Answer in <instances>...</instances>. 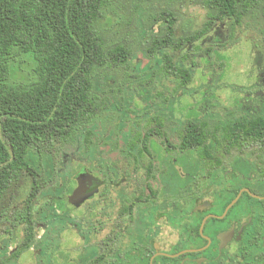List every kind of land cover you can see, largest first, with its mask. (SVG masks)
Masks as SVG:
<instances>
[{
	"label": "flooded vegetation",
	"instance_id": "obj_1",
	"mask_svg": "<svg viewBox=\"0 0 264 264\" xmlns=\"http://www.w3.org/2000/svg\"><path fill=\"white\" fill-rule=\"evenodd\" d=\"M175 112L137 110L121 140L102 135L95 172L81 168L96 194L70 204L75 176L50 206L62 223L39 240L49 264H264V126L191 111L187 123L210 122L193 126ZM188 127L203 139L187 142Z\"/></svg>",
	"mask_w": 264,
	"mask_h": 264
},
{
	"label": "trees",
	"instance_id": "obj_2",
	"mask_svg": "<svg viewBox=\"0 0 264 264\" xmlns=\"http://www.w3.org/2000/svg\"><path fill=\"white\" fill-rule=\"evenodd\" d=\"M161 1L167 0H141L140 6L136 0H0V204L24 173L35 177L34 168L41 167L43 173H57L61 178V172L67 171L66 164L58 165L56 170L47 153L56 142L76 141L78 149L85 145L84 154L97 162V141L93 143L91 139L97 133L100 116L112 105V98L103 94L104 88L110 82H117L112 71L131 69L135 57L132 47L110 40L112 26L115 20H120L122 9L129 13V8L135 5L137 32L142 40L152 33L143 49L150 58L144 69L148 71L152 65L169 66L182 89L190 84L195 65L194 62L189 65L187 58L180 63L175 61L185 49L206 39L219 26L233 29L250 18L255 20L258 15H264V0H170L168 7H154ZM177 6L200 7L206 16L199 29L193 35L184 34L181 44L174 48ZM156 25H161V34L154 32ZM226 47L225 42L215 41L206 47L197 46L196 50L208 48L205 57L210 58L213 53L220 58V51ZM24 57L34 63V79L29 82L13 79L14 67ZM125 98L123 95L122 99ZM122 99L114 101L116 109ZM119 122L123 121L119 118ZM186 124L209 125L203 121ZM246 124L264 126V114L230 119L216 126ZM110 131L114 138L112 134L109 136ZM123 131V127L121 131L113 127L103 134L108 136L106 139L120 140ZM203 135V128L193 131L188 127L185 140L199 141ZM35 151L40 153L37 162L32 157ZM90 165L95 172L96 166L93 162ZM70 176L74 181L69 173ZM69 177L67 183L60 184L59 180L55 186L61 198H51L54 187L39 191L37 182L29 198L40 194L53 199L52 205L64 204L66 188L67 194L73 190ZM49 208L40 213L43 221L47 220ZM8 212L1 210L0 214L4 216ZM15 217L26 226L24 246L27 248L35 237L32 210L27 207Z\"/></svg>",
	"mask_w": 264,
	"mask_h": 264
},
{
	"label": "rangeland",
	"instance_id": "obj_3",
	"mask_svg": "<svg viewBox=\"0 0 264 264\" xmlns=\"http://www.w3.org/2000/svg\"><path fill=\"white\" fill-rule=\"evenodd\" d=\"M136 2L138 3L136 5H141V0H136ZM168 4L170 0L155 3L154 7L165 8ZM134 7L135 5L129 8V13L122 9L120 20H115L112 26L110 40L132 47L135 57L131 60V69L127 67L112 71L118 78L117 82H110L103 92L105 97L110 100L112 98V105L100 116L97 133L91 139L93 143L100 141L102 134L107 133L113 127H118L120 131L121 127L128 130L133 123L129 116L144 108L174 109L175 118H181L184 124L187 123V115L191 111L199 112L201 115L213 113L216 115L215 122L220 124L230 119L264 114V15H258L260 17L255 20L250 18L241 26L233 29L227 25L219 26L206 39L185 49L175 61L180 63L187 58L189 65L192 62L195 65L190 84L182 89L169 66L157 68L152 65L150 70L144 69L150 63V58L146 56L143 49L151 40L152 33L149 32L148 37L143 40L138 36V15ZM174 9L178 16L176 39L173 45L175 48L183 41L184 34L193 35L199 29L198 27L205 20L206 12L197 6L189 8L177 6ZM160 26L156 25L153 28L155 33L160 32L161 34ZM215 41H223L228 46L220 51V58L213 53H210V58L205 57L204 52L206 53L208 48H202L201 51L196 50L197 46L206 47ZM33 69V61L24 57L21 63L14 67L13 79L29 82L34 79ZM111 84L113 85L110 86ZM123 95H126L127 99H122ZM147 96L150 97L149 100ZM121 99L120 107L116 109L114 101ZM148 104H152L150 108ZM119 118L123 122L118 123ZM203 118V122L210 123L208 118ZM78 146L76 141L56 142L47 152L56 170L59 169L58 165L65 163L67 166L65 167L67 171L64 174V171L61 172L60 179L57 173L45 174L41 167L34 168L35 177L24 173L3 199L0 211L9 210V212L4 216L0 214V264H49L48 256L40 254L38 250L41 244L39 240L44 241V238H48L53 224L61 225L62 220H60V215L55 217V209L49 208L53 199L44 198L40 194L31 199L29 196L36 182L40 184L39 191L54 187L51 193L55 195V186L58 185L59 180L60 184L67 183L69 173L75 178L83 166L91 168L92 162L96 166L97 162L87 158L88 156L84 154L87 151L85 145L79 149ZM39 155L40 153L33 152L32 157L36 162ZM45 155L42 157L45 158ZM70 180L74 185L71 176ZM27 207H30L33 213L36 241L32 239L30 246L25 248L26 226L16 220L15 214L24 211ZM48 208L47 220L43 221L40 213ZM66 235L68 234L65 233L63 236Z\"/></svg>",
	"mask_w": 264,
	"mask_h": 264
},
{
	"label": "water",
	"instance_id": "obj_4",
	"mask_svg": "<svg viewBox=\"0 0 264 264\" xmlns=\"http://www.w3.org/2000/svg\"><path fill=\"white\" fill-rule=\"evenodd\" d=\"M95 180L96 178L86 172L85 169L81 170L76 175L78 187L69 197V203L76 207H80L83 203L92 198L96 194L97 190H94L89 194L87 193V191L92 187Z\"/></svg>",
	"mask_w": 264,
	"mask_h": 264
}]
</instances>
